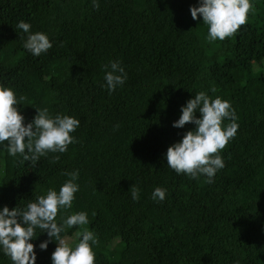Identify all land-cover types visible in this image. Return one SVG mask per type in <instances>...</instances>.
Segmentation results:
<instances>
[{
	"label": "trees",
	"instance_id": "obj_1",
	"mask_svg": "<svg viewBox=\"0 0 264 264\" xmlns=\"http://www.w3.org/2000/svg\"><path fill=\"white\" fill-rule=\"evenodd\" d=\"M98 2L0 0V84L15 91L25 123L35 108L79 120L64 153L22 163L0 150V207L58 191L64 173L78 169L79 191L64 215L87 213L95 264H264V0H250L246 23L212 42L189 12L197 0ZM20 20L52 48L28 53ZM115 60L127 80L109 94L103 66ZM199 91L229 101L238 124L212 183L177 175L163 159L194 127L172 123ZM155 187L167 189L163 201L151 198ZM81 227L62 238L78 242ZM35 231V264H51L56 243L40 250L48 237ZM0 264L11 261L0 253Z\"/></svg>",
	"mask_w": 264,
	"mask_h": 264
},
{
	"label": "clouds",
	"instance_id": "obj_2",
	"mask_svg": "<svg viewBox=\"0 0 264 264\" xmlns=\"http://www.w3.org/2000/svg\"><path fill=\"white\" fill-rule=\"evenodd\" d=\"M90 2L94 9L99 7L98 0ZM250 8V0H197L195 6L189 7V12L193 20L199 15L207 26L206 39L212 42L223 41L235 34L246 23ZM30 28V23L24 20L16 23V29L24 34L23 48L32 56L39 57L53 44L46 33L33 32ZM103 69L104 83L101 87L106 88L109 94L124 85L127 73L119 60L109 61ZM17 105L21 104L13 88L0 84V150H5L9 156L19 155L22 163H35L48 152L64 153L69 144L75 143L71 133L79 126L77 118L59 113L53 115L47 108H35L36 114L25 123ZM186 123L194 127L168 146L163 159L177 175L184 174L189 179L203 176L207 183H212L215 173L224 167L219 152L235 136L238 128L235 112L226 99L219 96L213 99L205 91H199L180 107L179 118L172 127L183 128ZM64 175L68 179L58 191L49 188L45 195L36 196L34 202L23 208L15 206L10 210L7 205L0 207V253L11 264H35L36 253L31 241L38 236L37 229L39 234L46 233L48 237L37 245L40 250H46L50 241L56 243L50 257L51 264H95L93 246L97 241L94 232L87 227V213L77 211L64 215L65 210L72 208L74 194L79 191L76 182L79 170L74 169ZM129 191L133 201L139 199L138 187L133 184ZM166 192L165 188L155 187L151 198L163 201ZM58 210L61 213L59 222L56 219ZM73 226L82 227L76 233L78 242L70 244L61 233Z\"/></svg>",
	"mask_w": 264,
	"mask_h": 264
}]
</instances>
